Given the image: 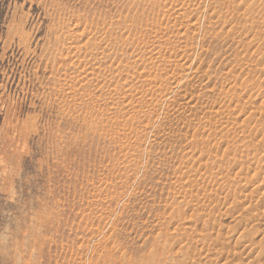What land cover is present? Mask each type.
<instances>
[{"label": "rangeland", "instance_id": "rangeland-1", "mask_svg": "<svg viewBox=\"0 0 264 264\" xmlns=\"http://www.w3.org/2000/svg\"><path fill=\"white\" fill-rule=\"evenodd\" d=\"M263 229L264 0H0V264H264Z\"/></svg>", "mask_w": 264, "mask_h": 264}, {"label": "bare ground", "instance_id": "bare-ground-1", "mask_svg": "<svg viewBox=\"0 0 264 264\" xmlns=\"http://www.w3.org/2000/svg\"><path fill=\"white\" fill-rule=\"evenodd\" d=\"M236 13V12H235ZM242 32V31H241ZM87 40V39H86ZM85 40V41H86ZM187 65V64H186ZM116 67V66H115ZM185 68V67H184ZM13 129V128H12ZM16 129V128H15ZM138 161V160H137ZM138 163V162H137ZM4 175V174H3ZM20 184V183H19ZM13 194H14V192H13ZM13 199V198H12ZM116 237V236H115ZM262 237H264V229H263V232H262ZM122 239V238H121ZM93 249V248H92ZM133 253V252H132ZM17 256V255H16Z\"/></svg>", "mask_w": 264, "mask_h": 264}]
</instances>
